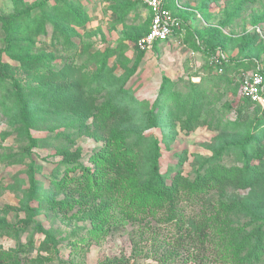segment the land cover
<instances>
[{
	"label": "rangeland",
	"instance_id": "374dc122",
	"mask_svg": "<svg viewBox=\"0 0 264 264\" xmlns=\"http://www.w3.org/2000/svg\"><path fill=\"white\" fill-rule=\"evenodd\" d=\"M52 1L47 4L45 0H0L1 17L23 14V23L7 46L9 53L5 52L7 37L0 22V59L8 66L9 76L6 83L15 80L25 91L49 85L56 88L57 95L61 94L57 107L33 108L31 148L19 130L17 111H0V222L15 224L26 218L23 207L32 172L37 199L30 206L37 211L35 219L41 228L56 240L53 250L40 251L37 247L42 237L35 234L32 258L37 257L43 264H184L179 258H168L172 245L167 243L171 237L157 220L131 222L126 218L125 225L105 235L98 234L100 226L88 204L84 208L75 197L54 188L50 176L62 150L80 148L82 165L93 166L89 158L107 140L96 127L94 107L104 101L107 92L119 89L128 91V100L126 107L123 104L118 109L120 118L110 125L113 134L128 128L155 137L161 152L160 172L168 177L175 174L176 166L180 165L179 171L186 175L193 165L211 157L224 144L248 139L252 131L250 121L257 108L250 111L244 124L230 131H224L225 120L219 118L185 130L182 122L187 116L181 109H170V118L164 116L158 127L147 130L144 116L157 98L163 79L166 85L185 93L189 83H197L191 77L198 76L199 81L207 82L215 76L201 49L213 46L229 61L244 63L241 68L264 65V0H178L172 11L182 21L179 36L150 53H141L136 46L149 27L147 9L139 0ZM64 37L69 41L63 43L69 46L68 52L57 42ZM24 56L52 59L50 71L54 72L37 75L39 72L29 70L19 61ZM103 57L106 67L100 76L97 73ZM92 78H102L99 82L105 91L100 97H89ZM216 81L217 85L208 88L209 94L216 96V109L221 115L234 118L233 109L241 103L238 91L228 86L226 80ZM259 139L264 145V137ZM136 164L142 172L147 159L140 157ZM221 193L231 198L247 195L248 191L240 192L230 186ZM252 195L253 203L264 211V179ZM217 198L216 195L214 199ZM148 229L160 234L154 236ZM69 238L76 244L71 252L66 246ZM84 238L89 240L83 243ZM20 241L25 243L24 236ZM14 247L12 239L0 237L2 250ZM46 257L52 260L45 261Z\"/></svg>",
	"mask_w": 264,
	"mask_h": 264
},
{
	"label": "trees",
	"instance_id": "16d2710c",
	"mask_svg": "<svg viewBox=\"0 0 264 264\" xmlns=\"http://www.w3.org/2000/svg\"><path fill=\"white\" fill-rule=\"evenodd\" d=\"M45 1L47 4L54 2ZM0 22L7 37L5 52L9 53L7 46L11 45L12 37L23 23V14L18 12L7 17L0 16ZM57 42L68 52L69 46L63 44L69 42L66 37L63 41L57 39ZM201 51L207 57L215 52V48L210 46ZM105 58L101 59L99 65L97 74L100 76L106 67ZM19 61L29 70L39 72L37 75L54 72L50 71V58L24 56ZM230 63L233 65L231 68ZM244 66V63L233 64L229 61L227 75L225 69L222 75H215L207 82L200 80L189 83L185 93L166 85V79H163L159 94L144 118L145 129L151 130L161 124L164 116L170 118L173 115L169 113L170 109L177 112L181 109L187 116L182 122L185 130H193L209 120L219 118L225 120L224 131H230L244 124L250 111L257 108L250 121L252 131L248 139L224 144L211 157L193 165L191 172L186 175L179 171L180 165L176 166L175 174L168 177L160 172L161 152L155 137L138 134L128 128L113 134L110 125L120 118L118 109L123 104L126 107L128 100V91L119 89L107 92L104 101L94 107L96 127L98 131H103L107 140L89 158L93 166L88 168L82 165L80 148L62 150L58 155L60 161L50 176L52 186L75 197L82 207L88 204L92 217L97 219L100 226L98 234L105 235L125 225L126 218L131 222H150L153 219L161 223L171 237V242L167 243L172 245L168 258H179L184 264L188 261L197 264L264 263V211L252 201V193L264 179V145L259 139L264 137V108L260 111L259 105L240 98V105L233 109L234 118L227 114L221 115L216 109L217 102L213 101L215 94H209L208 91L210 86L218 84L217 79L226 80L228 86L238 91V85L232 83L233 73ZM7 67L0 59V111L4 114L11 110L17 111L20 116L19 130L27 137L31 148L34 141L29 129L34 120L33 108L49 105L57 107L61 102V94L57 95L56 88L49 85L39 87L37 91H25L15 80L6 83L9 77ZM100 79L92 78L89 81L88 89L92 92L90 98L100 97L105 91ZM67 103L68 100L63 104ZM123 120L127 124L130 122ZM140 157L147 159L142 172L136 164ZM28 178L29 195L23 207L26 218L15 224L5 220L0 222V237L10 238L16 244L14 249L0 248V264H43L37 257L30 256L35 234L42 237L37 247L40 251L53 250L56 245L54 236L45 232L35 219L37 211L30 204L37 199L36 181L32 172ZM166 180L170 183L167 184ZM230 186L240 192L247 190L248 194L223 197L221 191ZM216 195L218 198L214 199ZM150 232L154 236L160 234L155 230ZM21 236L26 239L25 243L20 241ZM89 238H84L83 243ZM66 246L70 252L76 247L73 238H69ZM49 260L52 259L45 258V261Z\"/></svg>",
	"mask_w": 264,
	"mask_h": 264
},
{
	"label": "built area",
	"instance_id": "2783aa9c",
	"mask_svg": "<svg viewBox=\"0 0 264 264\" xmlns=\"http://www.w3.org/2000/svg\"><path fill=\"white\" fill-rule=\"evenodd\" d=\"M139 1L146 7L149 15L148 30L136 42L140 51L150 52L155 46L166 44L179 35L182 21L172 11L178 0ZM228 63V57L219 50L206 57V65L213 75H222ZM233 76L232 83L238 85L240 98L264 108V65L258 63L252 70L241 68Z\"/></svg>",
	"mask_w": 264,
	"mask_h": 264
},
{
	"label": "crops",
	"instance_id": "0c3cea01",
	"mask_svg": "<svg viewBox=\"0 0 264 264\" xmlns=\"http://www.w3.org/2000/svg\"><path fill=\"white\" fill-rule=\"evenodd\" d=\"M179 36V35H178ZM177 36V37H178ZM177 37H175V38H173V39H176ZM173 39H171L170 41H172ZM169 41V42H170ZM161 45H163V44H161ZM161 45H157V46H161ZM157 46H155V47H157ZM151 52V51H150ZM150 52H146V53H150ZM234 64V63H233ZM257 65V64H256ZM233 65H232V63H230L229 64V67H232ZM239 69H241V68H239ZM243 69V68H242ZM248 70H252L253 68H251V69H249V68H247ZM234 74H235V72H234ZM191 78H193V81L195 80L196 82H199V77L198 76H194V77H191Z\"/></svg>",
	"mask_w": 264,
	"mask_h": 264
}]
</instances>
